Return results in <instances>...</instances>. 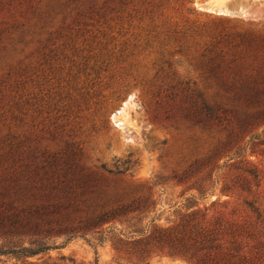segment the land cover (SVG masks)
<instances>
[{"label": "rangeland", "instance_id": "1", "mask_svg": "<svg viewBox=\"0 0 264 264\" xmlns=\"http://www.w3.org/2000/svg\"><path fill=\"white\" fill-rule=\"evenodd\" d=\"M251 39L264 54V0H0V174L74 164L92 174L82 215L99 191L137 217L76 236L43 222L49 249L0 264H188L111 239L192 213L257 226L264 118L251 123L230 63ZM202 100L229 110L225 128L187 116ZM103 166L121 173L98 182Z\"/></svg>", "mask_w": 264, "mask_h": 264}, {"label": "trees", "instance_id": "2", "mask_svg": "<svg viewBox=\"0 0 264 264\" xmlns=\"http://www.w3.org/2000/svg\"><path fill=\"white\" fill-rule=\"evenodd\" d=\"M247 46L249 50L230 63L238 77L236 82L245 107L255 110L248 114L254 123L264 118V54L257 50L263 47L257 39L249 40ZM186 110L187 116L192 115L197 123L207 119L210 124L225 128L228 120L229 110L208 105L203 100L192 102ZM103 171L98 172V182L107 177L106 173H121L104 166ZM91 175L74 164L53 169L30 166L3 169L0 237L8 242L0 247V255L19 254L26 259L49 249L48 243L33 239L41 234L43 222L55 225L57 233L70 236L97 232L94 229L100 233L110 223L133 227L132 221L137 217L126 211L119 200L110 202L112 198H106L99 191L98 215H82L81 198ZM254 211L257 226L239 219L216 218L210 222L204 215L192 213L171 227H156L149 234L138 230H130V235L120 232L111 241L119 255L132 254L140 262L157 253L188 264H264V214L256 208Z\"/></svg>", "mask_w": 264, "mask_h": 264}]
</instances>
